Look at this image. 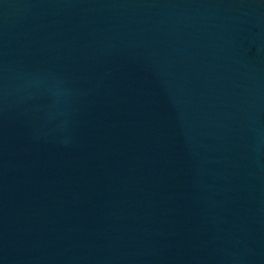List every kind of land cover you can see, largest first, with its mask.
Masks as SVG:
<instances>
[{
  "label": "water",
  "instance_id": "95a60500",
  "mask_svg": "<svg viewBox=\"0 0 264 264\" xmlns=\"http://www.w3.org/2000/svg\"><path fill=\"white\" fill-rule=\"evenodd\" d=\"M0 264H264V0H0Z\"/></svg>",
  "mask_w": 264,
  "mask_h": 264
}]
</instances>
